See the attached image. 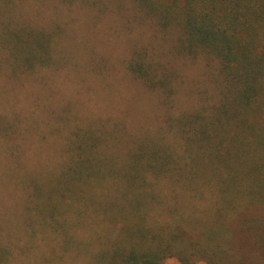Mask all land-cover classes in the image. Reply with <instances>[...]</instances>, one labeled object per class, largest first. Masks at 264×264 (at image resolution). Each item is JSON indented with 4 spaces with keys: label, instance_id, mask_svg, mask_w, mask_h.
I'll list each match as a JSON object with an SVG mask.
<instances>
[{
    "label": "rangeland",
    "instance_id": "rangeland-1",
    "mask_svg": "<svg viewBox=\"0 0 264 264\" xmlns=\"http://www.w3.org/2000/svg\"><path fill=\"white\" fill-rule=\"evenodd\" d=\"M0 8L9 27L56 36L52 62L27 73L14 71L0 43V244L9 248L7 264H87L115 238L114 225L79 202L39 212L44 197L33 181L62 173L88 132L117 161L142 138L180 154L170 122L212 101L214 62L180 52L179 30L160 27L135 0H10ZM135 51L171 75V101L129 73ZM121 191L96 190L95 198ZM155 193L150 224L181 232L175 248L186 258L163 264H264V202L228 205L220 190H171L164 181Z\"/></svg>",
    "mask_w": 264,
    "mask_h": 264
},
{
    "label": "trees",
    "instance_id": "trees-1",
    "mask_svg": "<svg viewBox=\"0 0 264 264\" xmlns=\"http://www.w3.org/2000/svg\"><path fill=\"white\" fill-rule=\"evenodd\" d=\"M135 1L163 29L179 30L180 52L203 55L210 66L214 62L212 101L170 122L182 141L180 154L162 141L142 138L117 161L114 153L103 152L101 138L88 132L71 148L62 173L45 183L33 181V190L44 197L36 202L39 212L52 214L67 202H79L114 225L115 238L87 264H163L169 256L185 261L175 248L182 233L150 224L160 181L171 190H220L219 199L228 205L242 198L264 202V0ZM9 3L0 0V7ZM0 24V43L14 71L32 72L52 62L54 34L9 27L1 19ZM127 69L158 90L165 103L172 100L173 78L141 51L133 52ZM96 190L122 191L97 202ZM8 254L0 244V264H7Z\"/></svg>",
    "mask_w": 264,
    "mask_h": 264
}]
</instances>
